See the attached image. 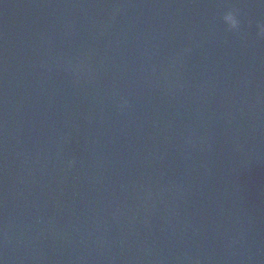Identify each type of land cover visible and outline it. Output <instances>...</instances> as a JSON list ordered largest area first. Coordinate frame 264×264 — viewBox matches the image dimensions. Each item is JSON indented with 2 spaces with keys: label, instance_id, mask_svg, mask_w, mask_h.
<instances>
[{
  "label": "water",
  "instance_id": "water-1",
  "mask_svg": "<svg viewBox=\"0 0 264 264\" xmlns=\"http://www.w3.org/2000/svg\"><path fill=\"white\" fill-rule=\"evenodd\" d=\"M262 29L264 0H0V264H264Z\"/></svg>",
  "mask_w": 264,
  "mask_h": 264
},
{
  "label": "clouds",
  "instance_id": "clouds-1",
  "mask_svg": "<svg viewBox=\"0 0 264 264\" xmlns=\"http://www.w3.org/2000/svg\"><path fill=\"white\" fill-rule=\"evenodd\" d=\"M225 23L228 25V27L232 30H236L239 27V23L236 17V14L232 11L227 12L223 17ZM264 32V29L261 30Z\"/></svg>",
  "mask_w": 264,
  "mask_h": 264
}]
</instances>
